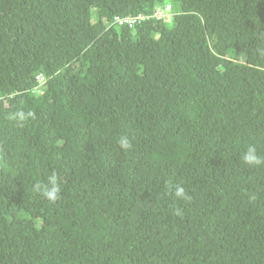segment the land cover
Returning a JSON list of instances; mask_svg holds the SVG:
<instances>
[{"label": "trees", "instance_id": "trees-1", "mask_svg": "<svg viewBox=\"0 0 264 264\" xmlns=\"http://www.w3.org/2000/svg\"><path fill=\"white\" fill-rule=\"evenodd\" d=\"M90 3L0 0V78L21 53L27 88L46 77L31 104L21 88L0 101V264H264V0H162L176 15L157 42L116 28L83 65L74 116L63 50L100 30ZM215 43L259 64L223 67ZM144 68L172 91L166 109L138 100Z\"/></svg>", "mask_w": 264, "mask_h": 264}, {"label": "clouds", "instance_id": "clouds-1", "mask_svg": "<svg viewBox=\"0 0 264 264\" xmlns=\"http://www.w3.org/2000/svg\"><path fill=\"white\" fill-rule=\"evenodd\" d=\"M91 0L94 8L86 7V20L87 26L95 29L100 27V30L95 32L87 41V44L80 43L72 46L76 40H74L70 46H67L63 51L66 54V60L63 64V69H66L70 74L72 73V78L78 80V97L77 101L74 102L72 112L74 116H79L86 106L88 97L85 96L84 87V76L82 74L83 65L91 60V50L96 49V45L104 37H110L114 34L116 28L121 27V31L124 35H128L138 39H146L148 41L157 42L161 37H157V25L152 24L154 21H169L171 22L175 19V13L172 11L171 3H162L161 1L155 2L154 0ZM114 2V3H113ZM113 3V4H111ZM106 4H111V7ZM134 4V6H132ZM107 6V7H106ZM107 8L111 12L109 18H103L104 24H99L96 21L97 18L101 17V12L98 9ZM110 8V9H109ZM153 8L155 10H153ZM172 27V24H171ZM199 33H194L193 37L199 40ZM17 43V49L22 52V45L18 39H12V47L6 51V56H8L13 51V45ZM192 43H196L195 40ZM216 43L210 46L212 50V56L220 61L223 67H231L236 64L242 66L243 69H251L257 66L259 63L253 58L243 55L241 51L235 48L224 47L222 49H217L215 47ZM62 51V52H63ZM189 61H187L188 63ZM22 53L13 57L10 60V64L6 66L5 80L12 86H8L4 83V79L0 78V84L3 85L4 89L7 91L5 95H0V101L5 100L6 96H13L18 88H21L20 93L24 95L25 100L31 104V99H39L46 95V77L45 76H35V83L32 87L27 88L25 86V69L22 68L23 64ZM60 73V72H57ZM150 73L146 75V69L139 71V76H144L143 82H135L137 90L139 91L138 100H148L150 103L152 100L160 102V106H154L158 110L166 109L172 101V91L162 83L156 82L154 77L148 79ZM140 81V80H139ZM144 83V84H143ZM163 85V86H162ZM5 103V102H4ZM245 159L248 162L255 160V156L247 155ZM0 160H1V143H0ZM1 170V169H0Z\"/></svg>", "mask_w": 264, "mask_h": 264}, {"label": "crops", "instance_id": "crops-1", "mask_svg": "<svg viewBox=\"0 0 264 264\" xmlns=\"http://www.w3.org/2000/svg\"><path fill=\"white\" fill-rule=\"evenodd\" d=\"M42 1H44V0H41V2ZM154 1L155 2H158V1H161V0H154ZM38 6H40V5H38ZM132 6H134V4ZM153 10H155V9L153 8ZM152 24H156L157 25V37L158 38L161 37L163 34L169 35V32L171 30V24H170L169 21H167V20L166 21H163V20L154 21V20H152ZM159 28H162L163 32H161ZM245 46H247V45H245ZM238 50L241 51L243 55H246L248 57H253L251 55V53H250V50H241V49H238ZM235 73L238 74V75H240V74H243V71L242 70H236ZM257 78H259V77L257 76ZM243 93H244L243 91H240V92H238V95L241 96ZM249 152L250 151H244V153H243V159L245 161H247L245 159V157L247 155H249Z\"/></svg>", "mask_w": 264, "mask_h": 264}]
</instances>
